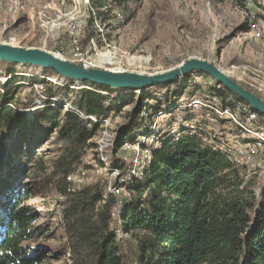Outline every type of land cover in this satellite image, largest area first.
Masks as SVG:
<instances>
[{
  "label": "trees",
  "instance_id": "trees-1",
  "mask_svg": "<svg viewBox=\"0 0 264 264\" xmlns=\"http://www.w3.org/2000/svg\"><path fill=\"white\" fill-rule=\"evenodd\" d=\"M45 71L54 75L50 69ZM38 82L53 97L52 84ZM85 85L74 102L79 111L99 118L120 109L114 105L120 97L109 99L99 91L123 90ZM184 88L180 86L174 93ZM222 93L243 101L226 88ZM146 97L143 92L137 98L128 124L119 131L117 145L131 139ZM10 98H1L0 128L19 127L24 122L12 107H4ZM107 101L112 105L106 106ZM37 118L64 141L51 167L53 175L63 180L60 193L65 198L63 217L72 264H264V205L258 202L253 184L244 182L240 168L203 146L196 135L175 142L162 140L145 176L127 185L132 195L120 218L122 233L136 240L135 260L129 262L111 227L115 196H104L98 184L71 192L64 182L93 147L90 139L99 124L88 128L71 109L44 107ZM37 159L43 163H38V170H45V162ZM3 168L0 162V264H47L46 250L32 244L43 233V227L35 223L38 213L28 203L33 192L26 185L13 188L10 184L16 166L1 173Z\"/></svg>",
  "mask_w": 264,
  "mask_h": 264
},
{
  "label": "rangeland",
  "instance_id": "rangeland-1",
  "mask_svg": "<svg viewBox=\"0 0 264 264\" xmlns=\"http://www.w3.org/2000/svg\"><path fill=\"white\" fill-rule=\"evenodd\" d=\"M91 1L98 10L97 25L89 24L87 28V33L93 36L98 48L97 54H91L94 68L157 73L188 58L197 57L216 64L235 79L242 77L241 71L247 67V76L242 78H247L254 85L256 81L264 83V60L260 58L262 44L261 41H251L245 34L247 25L240 7L241 0ZM44 4L52 6V0H0V43L39 47L54 54L58 49H65L67 40L64 35L61 34L59 39L51 36L44 40V32L32 27L30 7ZM55 4L64 13L71 8V0H56ZM103 6L106 12L100 10ZM52 12L50 10L49 13ZM0 68L4 72L16 73L8 89L0 92V100L4 96L12 97L8 100L12 106H7L12 107L24 120L19 127L0 128V162L4 165L1 173L11 165L16 166L17 173L10 184L13 188L23 184L32 190L33 196L28 203L38 213L36 225L43 227V233L32 244L46 250L47 264H72L63 217L65 198L60 193L63 180L53 175L51 167L64 141L57 139L56 130L51 131L37 118V114L44 107L53 110H65L66 104L74 107L71 102H75L86 83H74L55 74L49 76L45 70L30 65L0 62ZM42 80L52 84L53 99L49 93H45L47 87L44 84L39 87L38 81ZM238 82L245 85L241 79ZM196 88L186 91H198L199 88ZM249 89L264 100V89ZM116 93L114 99L120 98L114 105H119L120 109L110 111L106 121L98 126L90 139L93 147L86 151L72 171L80 175L70 182L64 179L74 191L95 184L105 190L117 180L116 172L112 170L106 168L98 172L92 168L93 159L99 156L96 142L100 141L103 146V166L117 163L118 158L127 164L126 153L116 141L119 131L128 124L139 96L132 90ZM110 105L106 104L108 107ZM37 157L45 162V170H38V163H43ZM20 167L24 170H20ZM252 176L247 181L253 184L256 193V186L261 183L256 184L257 174ZM4 193H7V188ZM116 224H119L117 220L111 227L114 228ZM118 238L129 262H133L136 256L135 238L123 233Z\"/></svg>",
  "mask_w": 264,
  "mask_h": 264
},
{
  "label": "built area",
  "instance_id": "built-area-1",
  "mask_svg": "<svg viewBox=\"0 0 264 264\" xmlns=\"http://www.w3.org/2000/svg\"><path fill=\"white\" fill-rule=\"evenodd\" d=\"M55 3L56 0H52V6L44 4L41 7H30L29 19L33 29L44 32V40L51 36L59 39L64 35L67 40L65 49H58L55 54L62 59L72 56L67 60L80 63L85 68H94L91 54L93 52L97 54L98 48L93 36L87 33V28L89 24L97 25L98 10L96 11L92 6L91 0H71V8L67 13L62 12ZM240 7L247 25L245 34L253 42L261 41L260 58L264 60V0H241ZM50 10L53 11L51 14ZM100 10L106 12V7L103 6ZM245 70H248L247 67L241 71L242 77L246 75ZM15 75V72H4L0 68V92L8 89ZM242 77L235 80L238 82V79H241L245 85L238 83L248 90L251 91L250 87L264 89L262 81H256L257 84L254 85L247 78ZM47 79L55 82L52 78ZM180 86L185 88L179 94H175L174 90ZM39 87L42 86L39 84ZM161 87L163 88L156 91L153 88L132 90L137 96L145 92L147 97L143 100L136 116L138 125L131 132V139L121 143L120 149L126 153L127 164L118 158L117 163L103 166V146L100 141L95 144L99 156L93 159L92 168L98 172L106 168L116 172L117 180L104 190V196L110 194L116 198L110 214L111 226L116 220L119 223L112 227L114 233L117 236L122 234L120 212L132 195L127 185L132 180L142 179L145 176L153 152L166 138L175 142L185 136L196 135L203 146L221 154L235 167L240 168L244 182L253 178V174H257L256 184L261 183V185L256 186V198L264 205V117L246 102L232 94L222 93L224 89L222 85L201 72L191 71L174 83ZM195 87L199 88H196L198 91H186ZM99 92L109 99H114V95L117 94V91ZM71 103L74 107L66 104L65 110L71 109L78 113L88 128L94 123L100 125L106 121L108 115L99 118L88 115L79 111L74 102ZM7 105L12 106L8 102L4 104ZM79 175V172L75 174L71 172L66 178L70 182ZM68 191L74 189L69 185Z\"/></svg>",
  "mask_w": 264,
  "mask_h": 264
},
{
  "label": "water",
  "instance_id": "water-1",
  "mask_svg": "<svg viewBox=\"0 0 264 264\" xmlns=\"http://www.w3.org/2000/svg\"><path fill=\"white\" fill-rule=\"evenodd\" d=\"M0 62L30 65L42 70L50 69L58 77L74 83H91L114 90H144L155 86H166L191 71H197L209 75L253 110L264 115V100L260 96L243 87L216 64L202 58L191 57L168 70L157 73H141L85 68L80 63L62 59L39 47L0 43Z\"/></svg>",
  "mask_w": 264,
  "mask_h": 264
}]
</instances>
